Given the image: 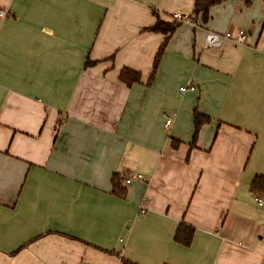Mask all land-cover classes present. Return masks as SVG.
Instances as JSON below:
<instances>
[{"label":"crops","instance_id":"1","mask_svg":"<svg viewBox=\"0 0 264 264\" xmlns=\"http://www.w3.org/2000/svg\"><path fill=\"white\" fill-rule=\"evenodd\" d=\"M194 7L0 0V264H264V193L251 190L264 176V4L227 0L182 23L148 86L165 38L144 30L153 11L172 22ZM241 28L248 44L203 47L208 31ZM124 67L141 83H123ZM195 110L211 121L193 146Z\"/></svg>","mask_w":264,"mask_h":264},{"label":"trees","instance_id":"2","mask_svg":"<svg viewBox=\"0 0 264 264\" xmlns=\"http://www.w3.org/2000/svg\"><path fill=\"white\" fill-rule=\"evenodd\" d=\"M227 0H195V7L194 11L189 17L194 21H198V19H201L203 23H207L210 20V11L214 6L220 5L223 2ZM263 4H264V0ZM154 14L157 16L156 23L148 28H145L144 30L162 33L164 34L165 38L163 43L160 45V48L156 54L152 73L150 75L149 80L147 81V85L150 86L154 79L155 75L157 73V70L160 66L163 54L168 46L169 40L172 37V35L175 33V31L178 29V27L182 24L178 21H166L161 19L159 17L158 12L156 10L153 11ZM95 64V62L88 61L87 65ZM119 79L125 83L127 86L131 87L135 84L141 83L142 81V73L140 71L134 70L130 67H124L119 75ZM211 121V118L207 115H204L198 110H195L194 112V123H195V132L193 136L192 145H196V141L198 139V135L200 132V129L202 126L208 122ZM178 144H180V141L174 140L173 145L174 147H177ZM112 185H113V193L118 197H125L126 195V188L123 186V180L120 177L119 174H114L112 178ZM251 190L255 194H262L264 193V176L259 175L257 176L251 185ZM195 234V228L186 223H182L179 228L177 229L175 240L179 244H182L183 246H190L192 244L193 238ZM121 264H138L132 260L122 258Z\"/></svg>","mask_w":264,"mask_h":264},{"label":"built area","instance_id":"3","mask_svg":"<svg viewBox=\"0 0 264 264\" xmlns=\"http://www.w3.org/2000/svg\"><path fill=\"white\" fill-rule=\"evenodd\" d=\"M0 14L7 15L8 12L5 9L0 10ZM174 21H178L181 23L188 22V23H195L189 16H184L181 13H174L173 14ZM224 39H229L234 41L237 44H248L249 39V32L246 29H238L236 31H227L224 34H219L217 32L208 31L203 41V47L209 48L211 46L219 47L223 44ZM196 87L194 84H189L186 86L180 87V92L185 93L188 90H194ZM171 123V119L167 120V124ZM133 180H146V177L140 173L135 174L133 177H129L125 179L127 184L131 183ZM256 200L259 205H264V197L257 196Z\"/></svg>","mask_w":264,"mask_h":264}]
</instances>
